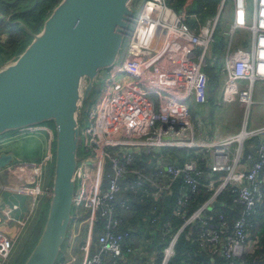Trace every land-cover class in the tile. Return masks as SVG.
<instances>
[{
	"label": "built area",
	"instance_id": "2783aa9c",
	"mask_svg": "<svg viewBox=\"0 0 264 264\" xmlns=\"http://www.w3.org/2000/svg\"><path fill=\"white\" fill-rule=\"evenodd\" d=\"M130 4L134 13L124 48L114 66L98 76L96 83H102L103 88L80 129L71 220L56 264H147L142 249L131 242L134 230L126 225L121 211L131 208L133 199L139 203L164 201L174 183L178 193L173 214L184 222L161 249L160 264H169L180 232L194 224L200 226L196 238L200 251L220 256L223 264H242L249 244V217L264 199L260 176L264 171V127L246 130L244 125L246 134L241 140L237 136L242 130L219 141L196 137L185 101L192 97L202 103L206 99V53L214 42L217 19H208L195 30L166 0H130ZM234 4L237 13L243 12L244 0H234ZM254 5L248 25L236 17L229 29L232 33L246 26L250 31L248 47L227 50L221 67L224 82L247 110L254 103V82L264 80V0H254ZM152 91L169 100L152 98ZM226 94L225 90L224 98ZM260 135L255 154L248 153L243 159L247 140ZM172 148L184 151L182 163L164 162V151ZM194 153L207 162V183L200 181L203 170ZM45 160L53 162L52 146L32 167L31 174L38 180ZM137 161L149 166H137ZM215 173L220 174L218 178ZM201 185L212 192L211 196L187 215L188 199ZM5 187L18 193L40 192L39 185ZM226 187L236 195L233 201L242 205L240 215L227 224L226 216L218 213V224H213L212 202ZM152 208L156 213L150 222L156 223L160 212L156 205ZM169 227L167 221L164 234ZM13 245L14 240L0 229V264L8 259ZM180 264L191 263L184 260Z\"/></svg>",
	"mask_w": 264,
	"mask_h": 264
},
{
	"label": "water",
	"instance_id": "95a60500",
	"mask_svg": "<svg viewBox=\"0 0 264 264\" xmlns=\"http://www.w3.org/2000/svg\"><path fill=\"white\" fill-rule=\"evenodd\" d=\"M133 13L130 0H60L37 32L21 20L13 22L31 39L0 66V135L46 122L53 126L45 220L22 264H56L63 251L80 158L81 109L101 71L116 63ZM12 163H17L12 152L0 153V168ZM171 194L165 196L166 205Z\"/></svg>",
	"mask_w": 264,
	"mask_h": 264
},
{
	"label": "trees",
	"instance_id": "16d2710c",
	"mask_svg": "<svg viewBox=\"0 0 264 264\" xmlns=\"http://www.w3.org/2000/svg\"><path fill=\"white\" fill-rule=\"evenodd\" d=\"M59 1L60 0H0V36L4 35L5 33L7 35V41L0 42V65L8 61L11 57L17 56L31 39L30 35L21 25L13 22L21 20L32 31L37 32L41 29L44 19L49 15L51 10L57 5ZM221 1L222 0H166V3L178 13L185 11L186 14H184V21L189 26L198 29L196 26L197 22H195V20L189 19L188 17L190 15L200 14V19L204 22V19L207 16L214 17L217 14V5ZM214 37L216 38V42L213 45V51L217 52L224 50V37L216 33ZM2 55H4V57L1 58ZM210 69L211 68H209V70ZM209 74L214 76L212 73ZM150 96H152V98L159 96L163 98L164 101L169 100L164 94L157 91H152ZM168 150L164 151V153ZM174 152L178 153L167 156L164 162L182 163L184 160V151ZM194 157L198 161L197 164L199 168L203 170V175L200 181L202 184L207 183L210 179L207 162L201 160L200 154L194 153ZM142 159H145V157L143 156ZM136 165L145 169L149 166L143 161H137ZM219 175V173L214 174L216 178H218ZM177 188L178 184L174 183L171 188L173 191L171 202L173 203L169 207L163 206L161 209L158 208V212H160L158 221L156 223H151L149 220V222H147V224L144 226L150 231H156V236L159 237L158 243L156 244L158 253L156 254L154 264H160L162 257V254L160 253L161 249L165 246L168 238L173 233H175L184 222L182 218H179L173 214L174 201L178 193ZM211 193L212 192L207 187L201 185L199 191L196 194L191 195L188 199L186 206L187 215H190L195 209H197L201 204L209 199ZM235 196L236 195L231 192L230 187H226L217 196V200L222 202L223 206L214 208V215L212 216L213 224H218V213H223L226 216L227 224H231L232 221L240 215L242 205L233 201ZM132 201H136V199H133ZM148 201H151V199H147V205ZM116 204H118V201H116ZM117 211H119L118 207ZM43 219L45 220V217H43L42 220L38 222L34 237L31 236L30 238H26L25 244L22 246V250L17 252L10 264L23 263L38 237L42 222L44 223ZM167 221H169L170 227L168 229V233L164 234L165 230L163 229V226ZM249 223L251 224L250 229L252 231L256 230L255 226L260 227L261 232L259 233L261 235L258 234V242L261 249L259 251H255V254L257 255L261 252L264 254V199L263 202L256 206L255 212L249 217ZM157 227L158 229H156ZM199 228L200 226L198 224L187 225L183 228L177 238L175 244V254L170 260L169 264H180L184 260H188L191 264L224 263L220 256H211L206 254L204 251H200L198 241L196 240ZM246 258L248 257L245 254L242 257L244 264V259L246 260ZM246 264H253V259L246 261Z\"/></svg>",
	"mask_w": 264,
	"mask_h": 264
},
{
	"label": "rangeland",
	"instance_id": "374dc122",
	"mask_svg": "<svg viewBox=\"0 0 264 264\" xmlns=\"http://www.w3.org/2000/svg\"><path fill=\"white\" fill-rule=\"evenodd\" d=\"M224 1V2H223ZM217 5V14L214 17L207 16L203 21H201L200 14L190 15L188 18L195 20L197 22L196 26H201L206 23L208 19H217L216 24V34L224 37L225 48L221 51H213V45L216 42V38L214 37V42L209 46L206 57L207 63L205 66V72L208 74L209 80L207 85V95L206 99L202 103H197L193 98L186 100L185 103L189 107V111L191 113V120L194 126V133L196 137H199L201 140L206 141H219L221 139L226 138L227 136L234 135L239 133L244 125L246 126V130H250L251 127L255 124H263L264 123V103L259 104L255 101L256 96L260 95V93H256L253 91V101L254 103L247 109H244L236 100V97L232 94V88L227 86L224 82V78L222 76L221 67L224 62V56L228 51H234L238 48H246L250 43V31L246 28H238L234 32L229 33L230 25L234 22L235 18H239L240 21L244 23V25H248L252 14L254 12V0H244V10L243 12L236 11L234 0H223ZM186 14L185 11L181 12ZM219 13V14H218ZM8 18V17H7ZM203 22V23H202ZM195 29V28H193ZM196 30V29H195ZM7 41L6 33L0 36V42ZM126 42V37L124 38V43L122 48H124ZM122 50V49H121ZM4 55L1 56V58ZM14 59V56L11 57L8 61L1 64L0 66L11 62ZM209 68H211L209 70ZM105 70H102L100 75H103ZM209 73H212L214 76H211ZM264 83V80H256L254 82V86ZM244 84V82H239V85ZM103 88L102 83H95L94 88L91 91L87 100L84 101V105L81 109V119L80 126L82 127L87 120L88 112L91 104L97 99L98 94ZM225 90L227 92L226 98L223 97L225 95ZM231 94V95H229ZM261 96V95H260ZM160 103V102H158ZM45 124L51 125V122H46ZM41 130L29 131V130H19V131H11L0 135V152L9 151L13 152L15 158H19L20 160L24 159H32L38 158L41 155V152L38 150L39 142L43 138V133ZM17 135L20 139L15 143L5 142L4 135ZM17 139V138H16ZM248 141V140H247ZM234 144L231 146L233 147ZM40 148V147H39ZM179 151L177 149H169L163 155L170 156L172 154H176ZM81 151L79 152V154ZM43 155V154H42ZM42 157L38 158V161H42ZM53 162L43 164V181L51 177L53 170ZM40 177V179L42 178ZM128 211L127 215L130 216L131 212ZM253 232V231H252ZM253 234V233H252ZM18 252V247L14 246L8 259L12 260L16 256Z\"/></svg>",
	"mask_w": 264,
	"mask_h": 264
},
{
	"label": "crops",
	"instance_id": "0c3cea01",
	"mask_svg": "<svg viewBox=\"0 0 264 264\" xmlns=\"http://www.w3.org/2000/svg\"><path fill=\"white\" fill-rule=\"evenodd\" d=\"M201 26H197L198 29ZM254 92L260 93L261 95L256 96L257 99L255 101H257L259 104H263L264 83L256 85V88L254 86ZM261 127H264V123L253 125L250 130H255ZM36 128L39 127H34L33 129ZM52 128L53 126L44 123L41 125L40 129H37L41 130L40 132L43 133V138L38 141L40 147H38V150L41 152V155L39 157L43 158L49 146L53 147ZM24 130L35 131L29 128ZM4 137L5 138L4 141H2V144L5 142L13 144L17 142L18 139H20L19 137H17V135L14 134L9 136L4 135ZM260 139L261 135L254 136L245 143L243 159H245L246 154L248 153H251L253 155L255 154V145ZM2 152L3 151H1L0 153ZM38 158L34 157L27 160H20L19 158H16L17 163H12L3 168H0V229L14 240L13 247L17 246L18 251L22 250V246H24L26 238H30L31 236L34 237L38 222L42 220L43 217H45L47 211L49 190L51 187V177H49V179L44 182L42 175V178L38 180L37 177L31 174V171L33 169L32 167L40 161H38ZM46 162L51 163L50 160H47ZM260 176L262 177L264 182V171ZM19 185L28 187H37L39 185L40 192L37 194L18 193L12 191L11 189H7L6 187L5 189L3 188L4 186L15 187ZM119 202L120 201H118V204ZM130 203L131 208H129L127 211H121V213L126 225L130 226L134 230L131 242L137 248L142 249V251H140L142 252V257L144 260H146L147 264H154L156 254L158 253L156 244L158 243L159 237L156 236V231H150L144 226L156 213V210L152 208L153 205H156L159 209H161L163 206L169 207L173 202H171L170 199L169 205H166L165 201H148V205L147 201H143L142 203H139L138 201H130ZM128 211L131 212L130 216L127 215ZM255 228L256 230L253 232L250 229L249 244L246 253L248 258H246V260L244 259L245 264L246 261L251 259H253V264H257L256 261H264V254H262V252L257 255L255 254V251H259L261 249L258 242L259 235H261L259 232H261V230L258 226H255ZM156 229H158V227ZM12 260L7 259L2 264H10ZM106 260L108 263L107 257Z\"/></svg>",
	"mask_w": 264,
	"mask_h": 264
},
{
	"label": "bare ground",
	"instance_id": "6f19581e",
	"mask_svg": "<svg viewBox=\"0 0 264 264\" xmlns=\"http://www.w3.org/2000/svg\"><path fill=\"white\" fill-rule=\"evenodd\" d=\"M22 130H24V129H22ZM245 134H246V130L244 129V130H242V132L237 136V139L241 140L242 137L245 136Z\"/></svg>",
	"mask_w": 264,
	"mask_h": 264
}]
</instances>
